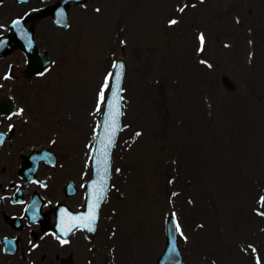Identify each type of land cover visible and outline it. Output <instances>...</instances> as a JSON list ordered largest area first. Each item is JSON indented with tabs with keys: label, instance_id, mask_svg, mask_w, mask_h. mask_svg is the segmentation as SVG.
Listing matches in <instances>:
<instances>
[{
	"label": "rangeland",
	"instance_id": "374dc122",
	"mask_svg": "<svg viewBox=\"0 0 264 264\" xmlns=\"http://www.w3.org/2000/svg\"><path fill=\"white\" fill-rule=\"evenodd\" d=\"M79 11L70 29L52 25L48 41L49 30L38 34L52 68L0 88L23 110L27 123L15 121L27 146L59 131L54 149L81 165L101 85L118 56L128 60L120 194L105 209L98 239L76 244L74 264H156L171 214L181 222L186 264H264V0H89ZM201 128L203 143L206 129L220 154L194 136ZM248 212L256 225H247ZM43 254L37 264L46 263ZM53 254L46 264H62Z\"/></svg>",
	"mask_w": 264,
	"mask_h": 264
},
{
	"label": "snow or ice",
	"instance_id": "6c2138e0",
	"mask_svg": "<svg viewBox=\"0 0 264 264\" xmlns=\"http://www.w3.org/2000/svg\"><path fill=\"white\" fill-rule=\"evenodd\" d=\"M180 11H183L184 9L181 8L179 9ZM97 12H99L100 10L97 9ZM62 16V13H61ZM170 24H175L177 23L176 20H170L169 21ZM14 26H19L20 25V21H14L13 22ZM20 31L28 38V46L31 47V37L28 35V33L26 31L23 30V28H20ZM200 41H201V51L203 50V44H204V36L203 34L200 35L199 37ZM121 43L123 44L124 41H121ZM202 63H204V61H202ZM114 68L119 69L118 71H116L114 74L113 73H109L106 77H105V84L102 86L101 88V92L99 94V99H98V103H103L105 101V96H104V90L106 88L109 87L108 81L110 79L114 80L116 82V88H119V81L122 77L123 74V69H124V65L123 63H119L116 64L114 63L113 65ZM8 78V77H5ZM114 95H116L117 93L114 92ZM114 111L112 112V116H111V126H112V132L113 134L116 131L117 128V119L118 117L121 115L120 111H119V103L118 101L113 105ZM99 110V109H98ZM23 110L21 109L20 112H22ZM19 114V113H17ZM136 136L141 135V133L137 132L135 134ZM112 137L109 136L108 138V142L105 145V147L107 148L108 146H110L112 144ZM107 163V156H105V164ZM107 167L104 168L103 170V175L101 176V184L100 186L96 189L95 192V200L93 201L91 208L88 212L87 215H83V216H76V217H72V219L75 221V224H73V226H78V225H82L84 228H86L88 231H94L95 230V221L97 219V209L99 207V202L104 200L106 197V191H107V184H106V176H107ZM117 171H119V169H117ZM261 202L264 203V197H261ZM261 215H264V213H260ZM174 216V214H173ZM176 230L179 231L180 229V225L178 223L175 224ZM61 231H65L63 228L61 229ZM68 231H71V227L68 229ZM65 234H67L65 232ZM62 243H67L66 240L62 241Z\"/></svg>",
	"mask_w": 264,
	"mask_h": 264
},
{
	"label": "bare ground",
	"instance_id": "6f19581e",
	"mask_svg": "<svg viewBox=\"0 0 264 264\" xmlns=\"http://www.w3.org/2000/svg\"><path fill=\"white\" fill-rule=\"evenodd\" d=\"M221 110H224V106L221 108ZM229 111H231V110H229V109H227V112L226 113H228ZM196 118H198V117H196ZM219 122V121H218ZM203 128V127H202ZM200 129L199 131H198V134H195L194 133V136L196 137V138H198V141L204 146V147H207L208 146V149H212L213 148V146H212V144H211V138H210V135H209V133L207 132V130L205 129V132L207 133V135H206V140H207V144L208 145H205L204 143H203V141H202V139H201V137L199 136V134H203V138H204V129ZM223 130L225 131L226 130V127H224L223 128ZM214 134H216L217 136H218V134L214 131ZM219 137V136H218ZM209 138H210V140H209ZM216 138V137H215ZM216 140H217V138H216ZM216 144H220V142H216ZM216 144H215V146H216ZM214 149V152H212V153H214V154H220L219 152H217L216 150H218L219 149V146L218 147H215V148H213ZM233 170H234V166L232 167V169L231 168H226V170H225V172H227L230 176H229V181H232V179H231V175H232V172H233ZM234 173V172H233ZM243 190H241V192H242ZM247 197V196H246ZM247 199H248V197H247ZM249 200V199H248ZM245 206H246V204H243L242 205V209H244L245 208ZM128 209H130V208H128ZM246 219H245V221H246V223H247V225H251L252 224V226H254V225H256V223H258V217L256 216L255 217V219H253V215H252V213H250V212H248V214L246 213ZM127 227H128V223L127 224H125V230H127ZM258 234H259V236H260V239H261V241H263L264 240V232H262V231H258ZM197 238H198V240H200V238H201V234H198V236H197ZM121 242L123 243V244H127V238L126 237H123L122 239H121ZM148 255V254H147ZM147 255H146V257H147ZM242 256V255H241ZM245 260H246V258H245Z\"/></svg>",
	"mask_w": 264,
	"mask_h": 264
},
{
	"label": "flooded vegetation",
	"instance_id": "af4514ba",
	"mask_svg": "<svg viewBox=\"0 0 264 264\" xmlns=\"http://www.w3.org/2000/svg\"><path fill=\"white\" fill-rule=\"evenodd\" d=\"M38 2H39V1H38ZM38 2H36V0H30V1H29V3H30L29 5H33V4H36V3H38Z\"/></svg>",
	"mask_w": 264,
	"mask_h": 264
},
{
	"label": "water",
	"instance_id": "95a60500",
	"mask_svg": "<svg viewBox=\"0 0 264 264\" xmlns=\"http://www.w3.org/2000/svg\"><path fill=\"white\" fill-rule=\"evenodd\" d=\"M173 246L171 247V252L173 251ZM167 260V255L165 256V258H164V261H166ZM175 264H176V262H175Z\"/></svg>",
	"mask_w": 264,
	"mask_h": 264
}]
</instances>
